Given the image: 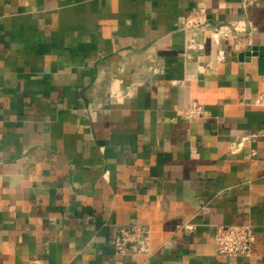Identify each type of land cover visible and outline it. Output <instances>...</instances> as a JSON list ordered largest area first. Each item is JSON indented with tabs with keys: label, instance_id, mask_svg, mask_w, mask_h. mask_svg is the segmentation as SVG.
Masks as SVG:
<instances>
[{
	"label": "crops",
	"instance_id": "crops-1",
	"mask_svg": "<svg viewBox=\"0 0 264 264\" xmlns=\"http://www.w3.org/2000/svg\"><path fill=\"white\" fill-rule=\"evenodd\" d=\"M199 8L247 32L216 47ZM263 91L264 0H0V264H264ZM134 224L150 251L116 255Z\"/></svg>",
	"mask_w": 264,
	"mask_h": 264
},
{
	"label": "built area",
	"instance_id": "built-area-1",
	"mask_svg": "<svg viewBox=\"0 0 264 264\" xmlns=\"http://www.w3.org/2000/svg\"><path fill=\"white\" fill-rule=\"evenodd\" d=\"M184 29L186 31L204 30L210 42L216 47L219 46L221 39L237 38L239 34L247 32L246 27L237 22L231 23V30L224 27L209 28L206 11L203 8L195 9L189 13L184 23ZM221 57L223 58V56ZM205 115L203 106L197 101H192L176 112V118L188 122L196 121ZM252 137L256 136L252 135ZM245 141V138L234 140L231 142V147L235 150L242 149L245 146ZM256 155V149L250 148L249 156ZM254 240V229L250 225H218L214 236L215 252L223 257H249ZM113 244L115 254L119 256L148 253L150 251V231L147 227L138 224L119 227Z\"/></svg>",
	"mask_w": 264,
	"mask_h": 264
},
{
	"label": "water",
	"instance_id": "water-1",
	"mask_svg": "<svg viewBox=\"0 0 264 264\" xmlns=\"http://www.w3.org/2000/svg\"><path fill=\"white\" fill-rule=\"evenodd\" d=\"M257 47H252V49H250V50H246V51H244V52H242L241 54H240V56L242 57V56H245V55H249V54H253V55H255L256 53H257ZM262 50V49H261Z\"/></svg>",
	"mask_w": 264,
	"mask_h": 264
}]
</instances>
